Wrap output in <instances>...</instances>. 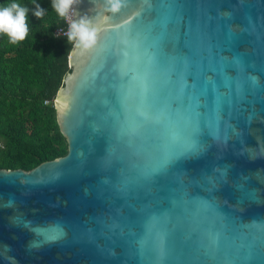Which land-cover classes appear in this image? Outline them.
I'll return each instance as SVG.
<instances>
[{
  "label": "water",
  "instance_id": "obj_1",
  "mask_svg": "<svg viewBox=\"0 0 264 264\" xmlns=\"http://www.w3.org/2000/svg\"><path fill=\"white\" fill-rule=\"evenodd\" d=\"M73 7L108 20L54 99L65 155L0 168V264H264V0Z\"/></svg>",
  "mask_w": 264,
  "mask_h": 264
},
{
  "label": "trees",
  "instance_id": "obj_2",
  "mask_svg": "<svg viewBox=\"0 0 264 264\" xmlns=\"http://www.w3.org/2000/svg\"><path fill=\"white\" fill-rule=\"evenodd\" d=\"M13 0H0V5ZM28 9V36L16 44L0 34V168L30 170L65 155L54 99L69 68L74 42L66 34L51 0H36L45 10L38 19L32 0H19Z\"/></svg>",
  "mask_w": 264,
  "mask_h": 264
},
{
  "label": "clouds",
  "instance_id": "obj_3",
  "mask_svg": "<svg viewBox=\"0 0 264 264\" xmlns=\"http://www.w3.org/2000/svg\"><path fill=\"white\" fill-rule=\"evenodd\" d=\"M81 0H51V6L61 18L70 19L76 15L78 19H70L68 32L66 33L69 42H75V47L82 50L92 49L103 31V26L107 23L108 17L93 20L87 16H80L73 7ZM107 11L113 13L119 11L121 0H104ZM35 5L33 15L40 19L44 16V9L36 0H32ZM103 25V26H101ZM28 9L19 3V0L5 5H0V34L6 35L9 43L16 44L24 41L28 36Z\"/></svg>",
  "mask_w": 264,
  "mask_h": 264
},
{
  "label": "built area",
  "instance_id": "obj_4",
  "mask_svg": "<svg viewBox=\"0 0 264 264\" xmlns=\"http://www.w3.org/2000/svg\"><path fill=\"white\" fill-rule=\"evenodd\" d=\"M70 19H71V17H70ZM70 19H66V18H65V21H66V23H67V28H66V30L63 29V28H58V29H56L55 33H56V34H66V33L68 32Z\"/></svg>",
  "mask_w": 264,
  "mask_h": 264
}]
</instances>
